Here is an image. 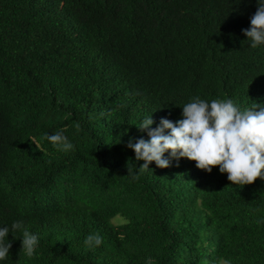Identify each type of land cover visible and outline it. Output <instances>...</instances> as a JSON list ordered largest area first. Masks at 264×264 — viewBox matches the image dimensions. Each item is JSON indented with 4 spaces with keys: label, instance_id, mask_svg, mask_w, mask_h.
Returning <instances> with one entry per match:
<instances>
[{
    "label": "trees",
    "instance_id": "trees-1",
    "mask_svg": "<svg viewBox=\"0 0 264 264\" xmlns=\"http://www.w3.org/2000/svg\"><path fill=\"white\" fill-rule=\"evenodd\" d=\"M256 0H0L4 264H264V179L234 185L187 157L138 171L127 146L191 98L264 107ZM63 131L61 151L45 133ZM167 156L168 153H165ZM157 172V173H156ZM99 233L102 243L87 246Z\"/></svg>",
    "mask_w": 264,
    "mask_h": 264
},
{
    "label": "clouds",
    "instance_id": "clouds-1",
    "mask_svg": "<svg viewBox=\"0 0 264 264\" xmlns=\"http://www.w3.org/2000/svg\"><path fill=\"white\" fill-rule=\"evenodd\" d=\"M256 3L250 28L242 29L252 48L264 44V0H256ZM153 123L151 113L138 125L147 132L148 139L143 136L129 138L127 146L134 149L136 160L144 161L138 171L129 167L128 174L133 179L150 169L152 161L158 167H169L170 157L177 160L187 157L209 173L218 165L219 171L226 172L234 185L244 186L258 177L264 179V107L258 109V105L253 104L241 108L231 98L206 100L196 96L182 105V118L173 121L161 117L159 124L150 127ZM45 136L61 151L74 148L63 131L45 133ZM10 232L14 237L20 232L22 249L28 256L34 254L39 243V234L31 232L23 220H15L10 226L0 224V264H4L10 255ZM84 243L90 247L99 246L102 237L99 233H90ZM223 264H231V261L225 260Z\"/></svg>",
    "mask_w": 264,
    "mask_h": 264
},
{
    "label": "bare ground",
    "instance_id": "bare-ground-1",
    "mask_svg": "<svg viewBox=\"0 0 264 264\" xmlns=\"http://www.w3.org/2000/svg\"><path fill=\"white\" fill-rule=\"evenodd\" d=\"M157 173V172H156Z\"/></svg>",
    "mask_w": 264,
    "mask_h": 264
}]
</instances>
